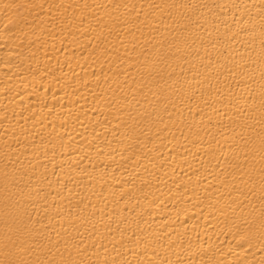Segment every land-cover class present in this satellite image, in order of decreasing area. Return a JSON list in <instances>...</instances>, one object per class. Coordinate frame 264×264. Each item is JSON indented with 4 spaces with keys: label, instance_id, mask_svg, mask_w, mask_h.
Returning a JSON list of instances; mask_svg holds the SVG:
<instances>
[{
    "label": "bare ground",
    "instance_id": "obj_1",
    "mask_svg": "<svg viewBox=\"0 0 264 264\" xmlns=\"http://www.w3.org/2000/svg\"><path fill=\"white\" fill-rule=\"evenodd\" d=\"M0 264H264V0H0Z\"/></svg>",
    "mask_w": 264,
    "mask_h": 264
}]
</instances>
